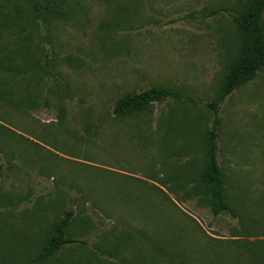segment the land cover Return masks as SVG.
<instances>
[{"label": "rangeland", "instance_id": "obj_1", "mask_svg": "<svg viewBox=\"0 0 264 264\" xmlns=\"http://www.w3.org/2000/svg\"><path fill=\"white\" fill-rule=\"evenodd\" d=\"M33 1L0 0V264L34 255L68 209L77 241L41 264H264V68L217 111L237 215H214L198 182L238 46L227 9L246 0H64L50 25ZM152 86L178 97L114 116Z\"/></svg>", "mask_w": 264, "mask_h": 264}, {"label": "trees", "instance_id": "obj_2", "mask_svg": "<svg viewBox=\"0 0 264 264\" xmlns=\"http://www.w3.org/2000/svg\"><path fill=\"white\" fill-rule=\"evenodd\" d=\"M35 15L47 22H57L70 11L64 0H34ZM235 26L238 46L235 57L225 66V72L215 97L207 102V107L213 111L211 127L205 133V164L199 171L198 182L203 188V194L209 200L211 212L214 215L236 212L225 198V186L222 170L217 161V115L219 104L237 87L251 80L264 68V0H246L227 9ZM217 10L209 11L216 14ZM168 97L178 95L166 88L149 87L139 92H127L120 96L113 106L115 117L123 118L150 110L154 103ZM1 169V167H0ZM73 217V211L68 209L63 216L54 221L52 233L42 247L22 264H41L53 257L63 246L77 240L67 234L68 226ZM85 243V240L79 241Z\"/></svg>", "mask_w": 264, "mask_h": 264}]
</instances>
